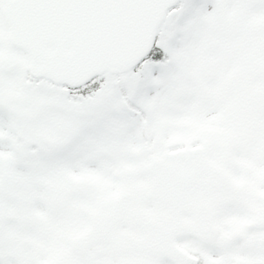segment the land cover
<instances>
[{"label": "snow or ice", "instance_id": "snow-or-ice-1", "mask_svg": "<svg viewBox=\"0 0 264 264\" xmlns=\"http://www.w3.org/2000/svg\"><path fill=\"white\" fill-rule=\"evenodd\" d=\"M0 264H264V0H0Z\"/></svg>", "mask_w": 264, "mask_h": 264}]
</instances>
